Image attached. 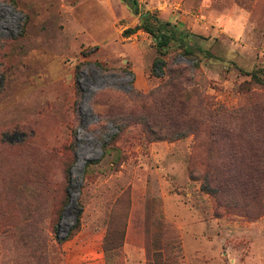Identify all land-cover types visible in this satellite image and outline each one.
<instances>
[{
  "label": "rangeland",
  "instance_id": "374dc122",
  "mask_svg": "<svg viewBox=\"0 0 264 264\" xmlns=\"http://www.w3.org/2000/svg\"><path fill=\"white\" fill-rule=\"evenodd\" d=\"M14 3L0 264H264V188L213 194L264 161V85L246 73L264 81V0ZM145 13L175 34L161 69Z\"/></svg>",
  "mask_w": 264,
  "mask_h": 264
},
{
  "label": "trees",
  "instance_id": "16d2710c",
  "mask_svg": "<svg viewBox=\"0 0 264 264\" xmlns=\"http://www.w3.org/2000/svg\"><path fill=\"white\" fill-rule=\"evenodd\" d=\"M12 2H13V5H15L14 0H12ZM134 3L136 2L134 1ZM135 10L137 11V9ZM165 25H167V22L160 21L158 18H156V16L145 13L141 17L139 24L136 27V28H141L145 30L146 32L150 33L154 38L159 56L157 55V57L153 61V65H152L153 69H155L157 64H159L158 68L161 69V66L163 65L164 61L160 57V55L162 56V54L165 53V48L169 45L171 39L175 38L174 31L169 30V32L166 33L162 30V28ZM131 31L134 32V30H131ZM183 53L189 54L190 51L183 50ZM262 69L264 70V68ZM246 73L251 75V81L257 84H260V85H264V81L259 79L258 72L252 70ZM222 131H223V127L220 129L219 132H217V135L221 134ZM261 145L264 148V136H263V139H261ZM228 182L230 183V186H228L225 182L223 184L221 182H218L213 194L218 190L219 191H221L222 189L224 190L226 187H229L233 191L236 189H241V188L246 189V190H260L261 188H264V161H260L256 165L252 166L251 172L248 173L245 176V178L243 177L236 178L234 180H229ZM205 187L207 191L212 190V187L210 186L208 179H205ZM79 221H80V217L77 216L75 226L73 227V229L69 230V232L66 235V238L58 239V241L61 242V241H65L71 238L72 235L75 233L76 229H78L79 227V224H80ZM55 235H57V230L55 231ZM119 245H120L119 243L114 244L112 248L113 249L117 248L119 247ZM104 249L107 250L106 246Z\"/></svg>",
  "mask_w": 264,
  "mask_h": 264
},
{
  "label": "crops",
  "instance_id": "0c3cea01",
  "mask_svg": "<svg viewBox=\"0 0 264 264\" xmlns=\"http://www.w3.org/2000/svg\"><path fill=\"white\" fill-rule=\"evenodd\" d=\"M94 264V262H92Z\"/></svg>",
  "mask_w": 264,
  "mask_h": 264
}]
</instances>
